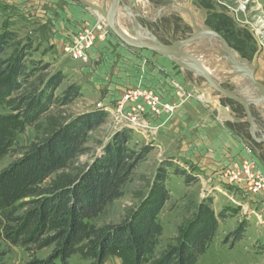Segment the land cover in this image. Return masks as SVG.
Listing matches in <instances>:
<instances>
[{
	"label": "trees",
	"instance_id": "obj_1",
	"mask_svg": "<svg viewBox=\"0 0 264 264\" xmlns=\"http://www.w3.org/2000/svg\"><path fill=\"white\" fill-rule=\"evenodd\" d=\"M16 39L15 32L0 27V106L13 114L0 117V160L17 148V135L23 126L34 127L54 108L69 106L82 97L76 85L56 97L66 78L61 72L43 89H27L34 74L47 67L29 63L23 49L3 59ZM107 120L108 114L102 110L82 114L32 144L0 172V264H5L15 247L52 249L45 259L28 264H70L75 255L92 264H104L108 257H116L122 264H197L210 248L220 219L212 210L213 201L206 200L174 244L155 257L164 233L158 218L171 199L167 184L174 166L170 161L160 165L147 197L122 223L106 227L88 223L123 198L124 186L154 150L152 145L134 149L133 131L121 129L79 170L77 160L90 152L91 135ZM173 174L187 183L195 181L184 170ZM243 232L244 223L224 244L232 239V248L243 239Z\"/></svg>",
	"mask_w": 264,
	"mask_h": 264
},
{
	"label": "rangeland",
	"instance_id": "obj_2",
	"mask_svg": "<svg viewBox=\"0 0 264 264\" xmlns=\"http://www.w3.org/2000/svg\"><path fill=\"white\" fill-rule=\"evenodd\" d=\"M96 1L98 4H108L111 0H94L93 2ZM121 4L130 5L134 13L137 14V21L166 44L191 37L195 33V28H208L219 33L232 49L239 50L247 56L246 58L252 60L262 57V60L264 59V0H122ZM174 5L191 11L196 20V26L192 22L191 16L181 10L173 7L163 11V8ZM28 15L15 7L0 2V27L17 34L16 41L10 45L3 59H8L13 53L23 49L28 55L29 63L39 64L38 67H47L46 70H38L34 74L31 86L27 89H43L53 75L61 72L66 78L56 92V97H61L71 85L81 88L82 97L69 106L54 108L34 127L23 126L17 135V148L0 160V172L8 168L32 144L41 141L51 131L82 114L100 110L98 106L104 104L103 98L107 92L103 86H99L100 82L92 80L90 77L92 74H88L90 70H97L98 64L90 65L89 59L88 61H76L70 56V59L65 56L58 57L55 50L49 45V34L46 31L38 33L29 22ZM120 15H124L125 20L132 19L128 14L120 13ZM133 29L136 30V27ZM131 32L129 34H132ZM207 41L208 39H204V46H195L189 55L197 57V59L200 56L199 61L202 58V63L203 58L208 60L211 65L217 67L216 74L222 76L226 72L224 71V62L219 60V54L210 48L211 43ZM213 45L220 47L216 41L213 42ZM85 69L89 71L85 72ZM183 72L189 82V93H191V95H185L187 100L194 97L203 99V97L220 95L214 90H198L195 85H201L203 80L188 71ZM229 86L235 88L231 82ZM116 102L104 105L115 108ZM232 109L236 118L241 119L242 123L230 125L250 142L245 114L238 109ZM11 115L13 114L8 108L4 105L0 106V117ZM121 129L133 131L134 141L131 147L134 149L139 150L144 146L152 145L154 150L146 161L140 164L130 181L124 186L123 198L108 205L104 212L90 220L89 224L106 227L122 223L126 216L147 197L160 165L164 161H170L174 166L170 171L171 177L167 184L171 199L158 218L164 233L160 238L159 245L155 248V257H159L168 246L174 244V240L181 230L192 220L198 206L206 200H212V210L220 219L218 234L197 264H264V200L260 204L257 203L258 205H251L250 203L253 204V202L242 197V194L238 193V189L224 180L223 173L221 174L223 181L221 184L218 183L217 188H214V183L204 186L198 177H202L199 169L178 157L176 152L180 150V146L171 148L165 138L153 137L147 133L146 128L143 130L124 128L116 121L114 115L108 114L106 124L91 135L90 152L77 160L76 168L83 170ZM260 146L255 147H260V156L262 157L260 158L264 162V146ZM250 148L255 153L251 146ZM176 170L186 171L187 175L195 178V181L187 183L185 178L173 174ZM242 223L245 225V232L242 233L243 239L230 248L232 239L228 244H224V241ZM51 251L52 249L27 251L22 247H15L5 258V264H28L34 259H45ZM70 264L92 263L75 255L71 258ZM104 264H122V261L116 257H108Z\"/></svg>",
	"mask_w": 264,
	"mask_h": 264
},
{
	"label": "crops",
	"instance_id": "obj_3",
	"mask_svg": "<svg viewBox=\"0 0 264 264\" xmlns=\"http://www.w3.org/2000/svg\"><path fill=\"white\" fill-rule=\"evenodd\" d=\"M93 1L88 2L109 8L110 1L108 4ZM3 3L29 14L27 18L37 32L46 31L49 34V45L60 58H69L64 50L73 44L79 33L85 30L108 32L102 16L79 0H4ZM88 58L90 65L98 64L97 70L85 69V72L89 71L92 80L100 82L99 86L106 89L104 104L119 100L129 90H148L158 97L160 112L146 115L145 124L150 130L147 133L159 136L158 139L165 138L171 148L180 146L176 152L178 157L199 169L202 177H198L204 186L214 183V188H217L218 183L223 181V171L233 162L247 158L245 148L250 146L264 172L259 148L230 125L242 123L236 118L232 109L236 108L230 100L222 95L187 100L185 95L191 93L185 72L170 60L149 51L128 48L112 33H107L104 41L96 42L88 51ZM246 59L254 64L256 80L264 85V59ZM227 68L224 71L229 72ZM165 105L173 110H164L162 107ZM255 112L258 115V110ZM259 115L262 118L263 115ZM239 192L253 202L251 205L264 200V196L256 199Z\"/></svg>",
	"mask_w": 264,
	"mask_h": 264
},
{
	"label": "water",
	"instance_id": "obj_4",
	"mask_svg": "<svg viewBox=\"0 0 264 264\" xmlns=\"http://www.w3.org/2000/svg\"><path fill=\"white\" fill-rule=\"evenodd\" d=\"M79 1L86 7L98 12L112 34L128 48L149 51L170 60L179 69L188 71L193 76L199 77L204 81L202 85H195L198 90L217 91L223 97L240 105L246 114V121L250 125L253 138L257 142L261 141V139L256 137V133L257 131H263L255 124L252 108H255L258 110L259 114L263 115L262 118L264 122V85L256 80L254 64L244 58L238 51L232 49L219 33L208 28H195V33L191 37L166 44L138 22L137 14L134 13L130 5H122V0H111L108 9L95 6L87 0ZM173 7L189 14L192 22L194 24L196 23L191 11L181 6H167L163 8V11ZM120 9L124 10L123 12L125 14L133 16L134 21L139 24L142 31L133 30L131 32L133 36L123 31L118 24ZM204 39L214 40L220 45V47H217L210 44V48L217 51L219 60H223L224 66L229 68V72H224L222 76L219 74L215 75L213 72L211 73L199 59L183 51L184 47ZM213 68L217 69L216 66H213ZM238 79L243 80L241 83L242 85H238L237 82H235ZM230 82L234 83V90H229L225 87V85ZM262 139L264 140V132Z\"/></svg>",
	"mask_w": 264,
	"mask_h": 264
},
{
	"label": "built area",
	"instance_id": "obj_5",
	"mask_svg": "<svg viewBox=\"0 0 264 264\" xmlns=\"http://www.w3.org/2000/svg\"><path fill=\"white\" fill-rule=\"evenodd\" d=\"M4 2V0H0ZM106 25V24H105ZM108 32L96 33L95 30H85L79 33L73 44L65 48L64 53L76 61H88V51L96 42L104 41ZM98 108L106 114L114 115L116 121L124 128L143 130L148 127L145 124L147 114H159L160 101L154 93L146 90H134L124 94L115 104V108L108 105L99 104ZM166 111L173 108L165 105L162 107ZM248 157L242 161L233 162L224 171V180L238 189L243 195L259 199L264 196V172L258 166L254 153L250 147H246Z\"/></svg>",
	"mask_w": 264,
	"mask_h": 264
},
{
	"label": "bare ground",
	"instance_id": "obj_6",
	"mask_svg": "<svg viewBox=\"0 0 264 264\" xmlns=\"http://www.w3.org/2000/svg\"><path fill=\"white\" fill-rule=\"evenodd\" d=\"M111 2V1H110ZM120 13L121 14H123L124 12L123 11H121V9L119 10V15H118V24H119V26L121 27V29L123 30V31H125L127 34H129L131 31H133L134 29H133V27H136V30H139V31H142L141 30V28L139 27V25L134 21V19H133V16H131L130 14H128V15H130L131 17H132V19H130V20H125L123 17H124V15H120ZM129 35H131V36H133L132 34H129ZM209 41V43H211V44H213V42H214V40H208ZM207 41V42H208ZM204 44V42H203V40H200V41H197V42H195V43H193V44H191V45H189V46H186V47H184L183 48V51H185V52H187L188 54H189V52L191 51L192 52V49L195 47V46H197V45H202V46H204L203 45ZM212 53V52H211ZM199 56V55H198ZM200 57V56H199ZM199 57H198V59H199ZM202 57V56H201ZM197 58V57H196ZM207 59V58H206ZM201 60H202V58H201ZM200 60V61H201ZM207 61V62H206ZM203 64L207 67V69L212 73H214L215 75H217L216 74V72H215V69L213 68V65H211L210 64V62H208V60H204V58H203ZM213 64V63H212ZM225 67V66H224ZM225 68H227V66L225 67ZM235 82H237V84L238 85H242L241 83L243 82V80L242 79H238L237 81H235Z\"/></svg>",
	"mask_w": 264,
	"mask_h": 264
},
{
	"label": "flooded vegetation",
	"instance_id": "obj_7",
	"mask_svg": "<svg viewBox=\"0 0 264 264\" xmlns=\"http://www.w3.org/2000/svg\"><path fill=\"white\" fill-rule=\"evenodd\" d=\"M241 54V53H240ZM245 58V57H244ZM230 83H228V84H226L225 85V87L227 88V89H229V90H234L235 88H231L230 86ZM232 104H233V106L236 108V110L238 109V110H240L242 113H244L245 114V112H244V109L240 106V105H238V104H236L235 102H233V101H230ZM256 109L255 108H252V113H253V116H254V118H255V124H256V126L257 127H259L260 129H261V131H263L264 132V122H263V118H260V115H259V113H258V115H256ZM245 118H246V114H245ZM246 123V125H248V129H247V131H248V136H249V139H250V143L252 144V145H254V146H260V145H263L264 146V140L262 139V136H263V132H258L257 131V133H256V137L258 138V139H261V141H259V142H257L254 138H253V136H252V132H251V129H250V125H249V123L246 121L245 122ZM261 147V146H260ZM260 147H259V149H260ZM260 151V150H259ZM261 157V156H260ZM262 158V157H261ZM263 161V160H262Z\"/></svg>",
	"mask_w": 264,
	"mask_h": 264
}]
</instances>
